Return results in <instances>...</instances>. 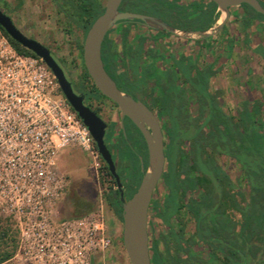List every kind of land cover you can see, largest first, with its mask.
Returning <instances> with one entry per match:
<instances>
[{
    "label": "trees",
    "instance_id": "obj_1",
    "mask_svg": "<svg viewBox=\"0 0 264 264\" xmlns=\"http://www.w3.org/2000/svg\"><path fill=\"white\" fill-rule=\"evenodd\" d=\"M66 2L69 7V12H66L67 23L79 29V38L75 40V48L82 69L88 76L82 63V41L88 27L103 8L96 0H66ZM242 5L245 6L243 3ZM140 7L149 8L152 12H139L137 8ZM118 9L151 15L174 28L192 31L208 28L218 17L216 5L210 0H121ZM253 13L261 18L260 21H264V15L254 11ZM250 18L252 15L248 11L244 19L245 23H242L243 29L248 27ZM133 22L142 24L137 19L120 20L116 23L130 24ZM110 30L106 32L101 42L100 56L104 70L121 91L125 93L142 91L147 84H150L152 85L150 93L156 89L157 98L160 101L167 98L169 91H180L174 87L170 88L168 84L172 85V83L165 78L161 79L162 68L160 69L155 63L159 60L153 58L155 52L150 44L156 41V38L160 39L161 31L155 30L157 37L154 39L148 37L150 35L147 34L138 35L137 42L140 47L135 49L132 46L134 42H129L126 38L127 28L125 27L120 32L121 49L117 53L113 48V39L109 35ZM0 31L19 53L32 54L8 37L1 27ZM195 42L201 43L200 40ZM248 45L264 61V40L259 42L249 40ZM184 51L187 54L189 52L193 54L190 49L184 48ZM192 57V60L191 57L189 58L191 61L189 70L186 66L185 68L182 66L181 73L175 72L174 76L187 77L188 85L198 94L200 175L197 180L187 176L182 180L175 177L166 180L168 185L166 196L160 201H154L151 209L148 208L146 230L151 264L216 263L219 260L217 253L221 255L222 264L227 260L231 264H264V98L257 93L248 92L235 115L224 112L219 105L218 96L210 92L208 88V80L217 69L212 64L197 67L195 55ZM53 58L62 67V62L54 56ZM149 58L151 59L149 64L144 62ZM175 59L181 64L185 55L180 54V57L177 56ZM162 62L163 60L160 59V63ZM155 71L157 74L153 73ZM152 73L155 78H148ZM215 153L225 154L239 165L240 176L237 183L244 181L248 186L244 205L240 204L234 192L231 191L235 189V185L215 162ZM173 172L177 171L173 170ZM139 178L140 175L130 174L121 179L124 199L129 198L134 192ZM235 191L241 198L240 191L238 189ZM102 198L112 213L121 220L118 190H114L113 193H102ZM224 206L237 210L240 219L237 222L230 220L224 214ZM182 207H185L194 221V236L201 242L200 247H207L206 258L198 254L193 255L190 250L193 241L189 238L183 239L181 237L182 226L173 227L169 221L172 215L175 221L179 218L178 213ZM169 208L173 210V213L164 218L163 213L165 214ZM88 211H90L88 208L73 211L71 216L81 215ZM151 212L167 225L174 240V254L169 259H166L157 247L156 230L150 217L148 218ZM10 228L12 226L8 221L0 220V261L7 259L14 250L1 249V244L4 243ZM13 230L16 234L14 228Z\"/></svg>",
    "mask_w": 264,
    "mask_h": 264
},
{
    "label": "built area",
    "instance_id": "obj_2",
    "mask_svg": "<svg viewBox=\"0 0 264 264\" xmlns=\"http://www.w3.org/2000/svg\"><path fill=\"white\" fill-rule=\"evenodd\" d=\"M66 148L97 157L49 68L0 33V220L16 231L18 264H90L109 246L100 210L62 212L66 179L56 159Z\"/></svg>",
    "mask_w": 264,
    "mask_h": 264
},
{
    "label": "rangeland",
    "instance_id": "obj_3",
    "mask_svg": "<svg viewBox=\"0 0 264 264\" xmlns=\"http://www.w3.org/2000/svg\"><path fill=\"white\" fill-rule=\"evenodd\" d=\"M96 1L99 6H103L105 0ZM0 8L25 36L33 38L47 47L51 56L62 62V67L59 63L57 64L62 70L65 67L71 78L79 76L81 63L75 48V40L79 38V29L67 23L66 14L69 12V7L66 0H0ZM137 11L152 12L149 8L141 7L137 8ZM217 12L219 15L220 12ZM260 20L259 17L248 20V27H245L248 37L243 34L239 35L244 31L242 27V23H245L244 20L231 19L226 22L227 28L231 30L239 29L232 37V44H234L231 56L232 62L228 66L222 64L215 71L210 77L208 87L212 93L218 96L221 109L231 115L236 114L240 108V103L245 99L246 93H257L264 98V61L248 45L249 40L254 42L264 40V21ZM144 26L139 22L114 24L109 31V35L113 39V48L116 51L121 49L120 32L125 27L127 28L126 38L129 42H134L132 46L135 49L140 47L137 42L138 35L147 34L150 35L148 37H151V39L157 37L155 29L149 28L154 30L150 31L147 29L148 27ZM218 33L212 34L211 37L216 36L217 41H219L222 37V31ZM176 37L162 32L160 39L156 38V41L150 44L151 49L155 52L153 58L159 60H156L155 63L160 69L162 68L160 77L163 80L166 77H173L175 72L179 73L182 66H184L183 68L186 66V69H188L191 64L189 58L193 59L194 54H191V52L187 54L183 51L182 43L187 42V48L192 50L193 44L191 41L194 38ZM180 54L185 55L182 65L175 59L177 56L180 57ZM207 54L208 48L204 46L199 54L198 62L195 63L201 67L207 65ZM160 59L163 60L162 63H160ZM144 62L149 64L151 59H146ZM166 66H168L169 71L166 70ZM153 73L157 74L156 71ZM153 73L148 78L154 79L155 75ZM185 80L188 82L189 79L186 77ZM136 82L139 81L136 80ZM155 91L153 89L151 93L155 94ZM156 94H158L157 91ZM214 160L227 173L232 183L236 185L235 189L233 188L231 191H234L240 204L244 205L247 199L248 186L244 181L237 183L240 176L239 165L234 159L220 153L214 154ZM56 165L58 171L66 179V196L62 205L63 214L71 215L73 211H82L88 208L90 211L100 210L105 221L109 246L104 251L97 253L91 259L90 264H129L121 243V220L112 213L110 207L105 204L102 198V193H107V191L102 183L97 157L89 158L84 156L79 149L66 148L59 151ZM236 189L240 191L241 198L237 195ZM160 190L156 194L157 198L164 197L162 189ZM151 198L153 199V196ZM226 210L234 221L237 222L240 219L237 213L229 208H226ZM172 213L173 210L169 208L165 214L163 213V217L166 218ZM173 216L169 220L171 225L173 227L178 224L181 225V237L193 241L190 249L193 255L198 254L202 258H206L207 247H200L201 242L194 236V221L187 210L185 208L180 209L179 218L176 221ZM149 217L156 230L157 247L162 255L169 259L174 254V240L169 233V228L154 214L152 215V212L148 214ZM15 236L13 228H10L4 243L1 244V249L15 250ZM12 254L7 259L0 261V264H18L14 259H11ZM217 254L219 260L216 263L208 264H222L220 253ZM181 255L184 257V254Z\"/></svg>",
    "mask_w": 264,
    "mask_h": 264
},
{
    "label": "water",
    "instance_id": "obj_4",
    "mask_svg": "<svg viewBox=\"0 0 264 264\" xmlns=\"http://www.w3.org/2000/svg\"><path fill=\"white\" fill-rule=\"evenodd\" d=\"M120 1H104L102 12L92 21L83 38L81 57L83 66L98 92L117 105L121 115L129 118L137 126L146 142L148 152L147 167L142 172L136 189L127 199L123 198L121 183L114 171L110 154L103 142V122L93 112L81 105L80 98L72 92L69 81L65 78L61 67L51 56L48 48L37 40L25 36L15 27L10 17L1 8L0 27L13 41L39 57L52 72L62 95L87 127L97 152L101 155L115 179L119 193L118 199L121 204V243L129 264H151L146 230L147 211L152 191L162 172L161 133L158 122L151 110L139 100L133 99L128 93L121 91L104 70L100 56V47L104 35L117 21L137 19L146 27L157 31L181 38L199 39L219 31L228 17V6L245 3L262 15H264V8L256 0H211L216 4L217 11L220 12L217 19L204 30L192 31L174 28L151 15L119 10ZM221 15L222 19L218 21Z\"/></svg>",
    "mask_w": 264,
    "mask_h": 264
},
{
    "label": "flooded vegetation",
    "instance_id": "obj_5",
    "mask_svg": "<svg viewBox=\"0 0 264 264\" xmlns=\"http://www.w3.org/2000/svg\"><path fill=\"white\" fill-rule=\"evenodd\" d=\"M256 1L264 8V0ZM227 9L228 17L220 27V32L237 33L239 29L231 30L227 28L226 22L231 19L243 21L246 19L248 11L252 15L250 19H257L256 14L253 13V11H256L247 4L243 6L240 3L238 5L228 6ZM119 52L120 50L117 51V53ZM62 71L70 83L72 92L80 98L81 105L93 112L103 122V142L106 150L110 154L114 171L121 183V189V179L127 175H140V181L142 172L146 169L148 162L146 142L140 130L129 118L121 115L117 105L113 101L98 92L90 77L85 75L82 66L79 68V76L74 78L69 76L65 67ZM185 79L186 77L184 76L166 77V80L172 83V85L168 84V86L170 88L180 89V91H169L167 98L163 101L157 98L156 89H154V91L156 90L155 94L149 92L152 88L150 84L145 86V90L128 93L133 99L139 100L151 110L158 122L161 133L163 166L160 178L157 180L152 191L153 199L151 198L149 204L150 209L154 201H160L162 199L156 196L161 191L160 189H162L163 195L166 196L168 192L166 180L174 177L182 180L185 176L197 180L200 175L199 99L197 92L192 87L190 88L189 83ZM145 128L148 129L147 126ZM97 159L104 188L107 193H113L114 190H118L115 179L98 152ZM173 170L177 172H173ZM226 208L237 213L240 217L237 210L230 206H224V214L230 220L233 219L227 213ZM181 254H184L183 251H181ZM224 264H231V262L227 260Z\"/></svg>",
    "mask_w": 264,
    "mask_h": 264
},
{
    "label": "crops",
    "instance_id": "obj_6",
    "mask_svg": "<svg viewBox=\"0 0 264 264\" xmlns=\"http://www.w3.org/2000/svg\"><path fill=\"white\" fill-rule=\"evenodd\" d=\"M218 32H220V31H218ZM218 34H220V33H218ZM241 34L245 35L246 30H244L239 35H241ZM221 36L222 37L219 41H217L216 36L211 37V35L208 37H204L202 39L192 40L191 42H192L193 46H192L191 51L195 55V62H198L201 49L205 46L206 48H208L207 64H212L215 69H218L220 66H222V64L225 66H228L229 64H231V62H232L231 56H232V51L234 49V44H232L233 34L230 32H222ZM197 40H200L201 43L195 42ZM187 45H188L187 42L182 43V46L184 48H187L188 47ZM183 51H184V49H183ZM197 67H201V66L197 65ZM209 80H210V78H209ZM209 80H208V83H209ZM209 91H210V89H209Z\"/></svg>",
    "mask_w": 264,
    "mask_h": 264
},
{
    "label": "bare ground",
    "instance_id": "obj_7",
    "mask_svg": "<svg viewBox=\"0 0 264 264\" xmlns=\"http://www.w3.org/2000/svg\"><path fill=\"white\" fill-rule=\"evenodd\" d=\"M222 19V15L219 17L218 21H220Z\"/></svg>",
    "mask_w": 264,
    "mask_h": 264
}]
</instances>
